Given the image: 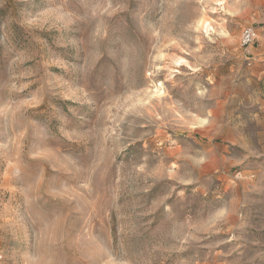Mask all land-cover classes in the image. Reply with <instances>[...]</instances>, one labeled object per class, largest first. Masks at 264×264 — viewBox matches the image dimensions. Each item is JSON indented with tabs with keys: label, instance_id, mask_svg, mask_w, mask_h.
Here are the masks:
<instances>
[{
	"label": "rangeland",
	"instance_id": "obj_1",
	"mask_svg": "<svg viewBox=\"0 0 264 264\" xmlns=\"http://www.w3.org/2000/svg\"><path fill=\"white\" fill-rule=\"evenodd\" d=\"M0 264H264V0H0Z\"/></svg>",
	"mask_w": 264,
	"mask_h": 264
},
{
	"label": "built area",
	"instance_id": "obj_2",
	"mask_svg": "<svg viewBox=\"0 0 264 264\" xmlns=\"http://www.w3.org/2000/svg\"><path fill=\"white\" fill-rule=\"evenodd\" d=\"M255 38V29L252 26H245L240 31L239 44L242 47H247L253 43Z\"/></svg>",
	"mask_w": 264,
	"mask_h": 264
},
{
	"label": "bare ground",
	"instance_id": "obj_3",
	"mask_svg": "<svg viewBox=\"0 0 264 264\" xmlns=\"http://www.w3.org/2000/svg\"><path fill=\"white\" fill-rule=\"evenodd\" d=\"M202 24H205V21H203ZM205 25H206V24H205Z\"/></svg>",
	"mask_w": 264,
	"mask_h": 264
}]
</instances>
